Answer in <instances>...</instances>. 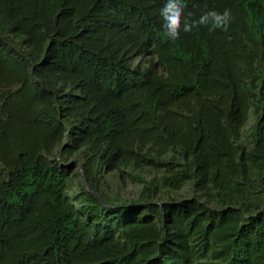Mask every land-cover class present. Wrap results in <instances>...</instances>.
Masks as SVG:
<instances>
[{"label": "trees", "instance_id": "1", "mask_svg": "<svg viewBox=\"0 0 264 264\" xmlns=\"http://www.w3.org/2000/svg\"><path fill=\"white\" fill-rule=\"evenodd\" d=\"M164 3L0 0V264H264V0Z\"/></svg>", "mask_w": 264, "mask_h": 264}, {"label": "clouds", "instance_id": "2", "mask_svg": "<svg viewBox=\"0 0 264 264\" xmlns=\"http://www.w3.org/2000/svg\"><path fill=\"white\" fill-rule=\"evenodd\" d=\"M186 3L187 0H165L163 7L159 9L162 27L170 41L175 42L180 38L181 32L188 33L200 26H208L210 32L217 29L225 33L229 31L233 19L231 10L225 9L223 12L208 10L198 19L190 21L183 17Z\"/></svg>", "mask_w": 264, "mask_h": 264}, {"label": "rangeland", "instance_id": "3", "mask_svg": "<svg viewBox=\"0 0 264 264\" xmlns=\"http://www.w3.org/2000/svg\"><path fill=\"white\" fill-rule=\"evenodd\" d=\"M251 126V121L247 125V130ZM119 183H121V190L118 189V180L113 179L111 182V191L110 193H117L120 196H122L123 200H128V199H136L138 194L140 193L141 186L138 184L136 181H132L129 177L124 178L123 181L119 180ZM177 197H187L188 196V190L184 189L183 191L175 194Z\"/></svg>", "mask_w": 264, "mask_h": 264}]
</instances>
